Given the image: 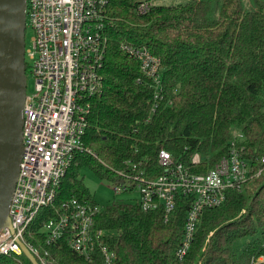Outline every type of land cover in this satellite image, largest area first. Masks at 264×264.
I'll return each mask as SVG.
<instances>
[{"label":"trees","instance_id":"obj_1","mask_svg":"<svg viewBox=\"0 0 264 264\" xmlns=\"http://www.w3.org/2000/svg\"><path fill=\"white\" fill-rule=\"evenodd\" d=\"M106 1L104 90L93 100L86 150L75 155L55 209L72 198L97 204L80 176L83 168L112 182L123 181L121 174L153 178L162 174L163 148L187 166L200 154L197 170L206 172L229 153L237 131L255 172L223 205L202 213L182 260L176 251L189 199L168 223L160 212L114 201L101 207L96 227L107 232L113 264H264V0H190L153 5L146 13L138 11L145 0ZM121 43L145 47L160 60L163 98L154 111L153 84ZM55 209L43 210L32 230H41ZM46 248L59 264H102L98 255L85 261L64 242ZM0 264L17 263L2 256Z\"/></svg>","mask_w":264,"mask_h":264},{"label":"built area","instance_id":"obj_2","mask_svg":"<svg viewBox=\"0 0 264 264\" xmlns=\"http://www.w3.org/2000/svg\"><path fill=\"white\" fill-rule=\"evenodd\" d=\"M152 6L145 0L138 11L146 13ZM26 20L31 35L26 40L25 61L33 88L27 91L23 109V153L9 210L11 227L0 232V257L23 264L25 245L38 264H59L46 246L64 242L89 263L98 255L102 264H113L116 255L106 243L107 232L96 227L101 206L72 198L59 209L54 207L75 155L86 150L83 138L93 100L104 90L102 72L110 41L107 1L27 0ZM120 50L137 61L143 76L152 82L154 111L163 98L160 60L145 47L121 43ZM242 142V134L236 131L229 153L206 172L197 170L203 162L200 154L195 153L187 166L162 148L158 153L161 175L121 174L124 180L112 182L113 191L116 196L138 191L140 199L132 203L145 213L160 212L165 223L179 203L189 199L176 251L182 260L202 213L223 205L230 190L240 189L252 178L255 171L242 156L244 146L238 147ZM260 163L264 164V157ZM49 208L55 209L54 215L41 230L33 231L43 210Z\"/></svg>","mask_w":264,"mask_h":264},{"label":"water","instance_id":"obj_3","mask_svg":"<svg viewBox=\"0 0 264 264\" xmlns=\"http://www.w3.org/2000/svg\"><path fill=\"white\" fill-rule=\"evenodd\" d=\"M27 0H0V232L11 227L9 210L23 153ZM31 264L35 257L22 245Z\"/></svg>","mask_w":264,"mask_h":264},{"label":"rangeland","instance_id":"obj_4","mask_svg":"<svg viewBox=\"0 0 264 264\" xmlns=\"http://www.w3.org/2000/svg\"><path fill=\"white\" fill-rule=\"evenodd\" d=\"M153 5H163V6H177L185 4L190 0H150ZM149 2V1H148ZM31 31L29 28L26 31V40L28 42ZM28 93L31 92L33 88V78L31 74L28 75ZM80 176L83 178L85 187L90 191L94 198V201L101 207H106L111 205L114 201H124L135 203L140 199V193L138 191H133L131 193H123L120 196H116L113 191L112 181L107 178H103L89 170L88 168H83L80 171Z\"/></svg>","mask_w":264,"mask_h":264}]
</instances>
